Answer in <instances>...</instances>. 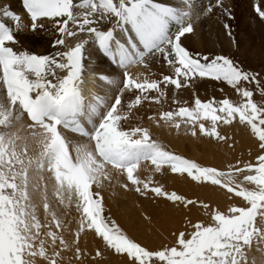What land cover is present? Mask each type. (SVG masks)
Masks as SVG:
<instances>
[{
  "label": "snow or ice",
  "instance_id": "1",
  "mask_svg": "<svg viewBox=\"0 0 264 264\" xmlns=\"http://www.w3.org/2000/svg\"><path fill=\"white\" fill-rule=\"evenodd\" d=\"M182 2L184 9L166 6L157 0H23V7L33 22L32 30L42 27L37 23L41 18L56 20L57 30L62 38L53 42L54 47L65 43V34L68 37L77 35V32L68 29L70 22L76 25L79 33L87 34L88 39L77 42L67 51L57 52L55 57L16 51L12 46H6L17 41L13 29L0 22V264H31L25 257L46 255L43 241L38 253L33 250L32 241L39 235L41 225L36 219L34 206L29 203L28 169L33 161L29 158L25 163L27 138L5 131L25 113L32 122L29 125L33 129L31 137L41 145L37 168L43 170L45 163L47 164L54 175L58 195L65 190L71 193L75 189L80 202L78 207L82 211L81 230L85 226L94 229L108 247L117 253L127 254L137 264H148L153 257L161 264H240L245 259L243 246L250 245L257 232L253 226L254 219L258 210L264 209V154L257 157L256 164L245 166L249 172L255 173L244 176L245 181L256 186L255 190L240 188L236 191L221 179H231V172L203 167L164 150L150 138L145 128L123 130L121 122L127 117L122 116L118 109L121 105L120 95L116 96L110 107L103 97L97 96L91 102H86L83 95L85 49L92 43L114 63L118 57L121 67L143 62L146 54H162L164 60L175 69V77L163 75L162 82L176 88L182 86L181 77L184 81L197 76L222 80L233 88H237L241 81L255 80L254 76L225 56H216L211 60L208 56L200 57L199 54L194 57L182 45V37L194 33V24L190 19L194 0ZM220 3L221 0H218V6ZM211 11L209 7L207 12ZM255 11L264 19V10L256 6ZM2 15L16 22L21 19L7 8L2 10ZM59 18H63L62 21ZM113 18L115 23L104 29L100 22H108ZM170 25L176 26L174 32ZM228 27L225 24V28ZM114 29H119L124 34L125 41L114 36ZM57 69L66 74L58 76ZM49 76L57 82L53 83ZM99 78L111 83L102 74ZM133 88L141 93L159 91L160 82L147 79L141 82L124 73L121 91ZM237 91L246 98L238 106L227 98L219 102V107H213V101L202 102L196 98L195 107H180L175 113H162L161 118L170 121L174 115L187 117L193 124L201 119L211 120L210 130L200 123L199 131L224 140L225 137L216 131L217 121L230 124L238 115L241 123L246 122L251 127V131L258 137L260 148L264 150V108L253 102L251 91L246 88H237ZM140 101L141 96H136L128 104L129 111ZM102 104L107 111L100 115L99 123L96 124L93 116L98 113ZM85 116L88 123L92 124V131L85 129L81 123V118ZM61 126L88 137L94 142V146H78L73 159L67 141L59 131ZM179 126V123L175 125L177 128ZM192 135H196L195 128ZM18 141L23 142L18 144ZM142 160H150L157 170L162 164H167L172 173H186L194 181L203 180L221 185L229 192L235 191L236 196L242 197L250 206L231 207L229 214L215 211L212 215L214 224L204 226L197 222L190 238L185 239L184 233L180 234L179 247L148 251L128 238L114 222L110 225L105 220L102 215V198L99 193L94 198L91 191L94 184L99 185L102 176H107L105 168L111 165L125 172L127 180L137 185L136 191L140 192L138 185L141 181L133 173ZM245 169L237 168L236 172H243ZM143 187L148 189V183H144ZM151 191L172 201L193 203L190 200L184 201L183 197L174 192L165 193L160 187L151 188ZM47 207L45 203V208ZM53 221L59 227L55 215ZM47 235L55 241L54 232L49 231ZM51 264H56L54 259Z\"/></svg>",
  "mask_w": 264,
  "mask_h": 264
},
{
  "label": "rangeland",
  "instance_id": "2",
  "mask_svg": "<svg viewBox=\"0 0 264 264\" xmlns=\"http://www.w3.org/2000/svg\"><path fill=\"white\" fill-rule=\"evenodd\" d=\"M246 4H248L246 14L250 21H258L262 19L255 11V7L259 6L261 10H264V0H221L220 6H218V0H214L215 7L212 8V5H207L206 7H211L213 11H216V9L219 10V8L226 6L228 8L226 13L231 15L234 19ZM214 16L216 20L219 21L220 16L218 11H216ZM20 25L21 24L16 22L13 24V27L22 32L23 29L20 28ZM172 26L173 25H170V27ZM47 30L48 29L44 31L37 29L31 30V34H37L38 37L47 39L48 36L45 34ZM175 30L176 27H173L172 31L174 32ZM253 36L254 38L252 37V40L255 44H258L259 39L256 34H253ZM262 51L263 50H261V52ZM101 55L103 54L101 53ZM194 55L196 56L197 54ZM221 55L222 54L219 53H215V55L208 53L199 56H208L209 60H211L212 58ZM262 55L264 56V53H262ZM225 57L228 58V55ZM110 62L115 66L111 59ZM110 62L108 61V64L112 67V71L115 73L116 71H119V67H113ZM202 62L204 61L202 60ZM261 69H264V63H261L256 69L250 67V74L255 77V80L250 79L249 81L241 82H243L247 90L253 93L251 97L253 102L256 103L258 107L264 108V76L257 74V71H261ZM123 79L124 73L122 74V79H120V81L118 80L114 83L108 82L109 85L111 84V86H115L117 91L113 94L110 103L107 104V106L110 107L115 101L116 96L120 95L121 105L118 106V109L122 116L127 117L121 122L123 130H131L137 127L145 128L148 130L150 138L161 145L164 150L175 155H180L203 167L215 168L218 171L226 173L231 172V179H228L227 177L221 179L236 191H239L240 188L255 190L256 186L254 184L244 180V176L254 175L255 173L249 172L245 169V166L247 164H256L258 162L257 157L264 154V150L260 148L258 137H256L251 131V127L247 125L246 122L241 123L238 115L232 119L230 124H225L223 121H217L216 131L220 136L225 137L224 140H219L216 137L206 135L199 131L200 123H203L205 128L210 130L212 127L211 120L201 119L194 124L197 125L196 127H184L185 130L182 131L183 134L179 131V136L184 135V137L180 139V147L171 145L167 140L164 141L160 134L154 131L155 127L153 126L159 123V120H162V113L169 111L175 113L180 107H195L194 101L196 98H199L202 102L213 101V107H219V102L227 98L231 103L238 106L246 101V98L237 91V88H240V84L237 85V88H233L222 80L216 81V96L213 94H205L202 89L195 90L193 89L194 86L190 85V87L187 88L189 89V96L195 98L194 101H190L191 99L188 98V93L185 97L182 95H175L169 101L170 103L172 102L170 108L161 109L160 106L164 105V103L169 100L168 97H163L162 101H160L159 98H150V91L141 93L134 88L121 91V89H123ZM190 79L193 84H196L193 80H201L198 76ZM173 87L177 90L179 89L175 86ZM192 89L194 92H191ZM127 93H130L135 97L138 95L141 96L140 103L144 102L148 105L146 110H141L140 114L136 113V110L141 107V104L139 103V106L133 105L132 109L129 111L128 104L133 99H126ZM145 96L147 97L146 99ZM151 104L153 106H151ZM100 108H103L101 115L107 111V108L104 107L103 104ZM132 113H134L133 116ZM218 114L224 115L223 113ZM183 120L187 121L190 126L193 124L188 121L187 117H184ZM98 123L99 121L96 124ZM232 126H238L241 129H239V131ZM193 128H195L196 135H192ZM16 134L22 137L20 133ZM242 135L247 136L248 139L251 140L250 147H247L242 151L239 150L236 153V150L233 149V144L239 139V137H242ZM22 142L23 141H18L17 143L20 144ZM93 145L94 142L92 141V147ZM227 147H231V149L227 151ZM26 155L27 156L24 157L26 164L29 158L33 161L28 169L29 185L27 190L29 193V203L34 206L36 219L41 225L39 235L34 241H32L33 250L38 253L41 241H43V247L46 253L44 257H41L38 254L34 257H25L30 260L31 264H51L53 259L56 264H137V262H135L133 258H129L127 254L117 253L114 249L108 247L103 239L96 235L94 229H88L85 226L84 229L81 230L80 220L82 211L78 207L80 202L75 193V189H73L71 193H68L67 190H65L58 195L56 193V181L54 175L48 169L47 164L45 163L43 170H38L36 161L39 157H37V152H31L27 149ZM237 168L245 170L243 172H236ZM105 172L107 173V176H102L100 178H104V182L100 180L97 188H94V190L91 188L94 198L96 193H99L100 198L102 197L101 189L103 188L104 191L109 194L108 202L101 199L103 217L110 225L114 222L128 238L140 244L146 250L152 252L171 247H179L178 238L180 234L184 233V237L187 239L190 238L191 233L195 230L194 225L197 222L204 226L214 224L212 215L215 211L229 214L228 210L231 207L250 206L242 197L236 196L235 191L229 192L227 188L222 187L221 185H213L209 181H194L186 173H172L170 166L167 164H162L159 170H157L156 165H153L150 160H142L133 173L134 177L141 181L138 185L141 188L140 192L136 191L137 185H133L128 181L127 174L122 170L118 171V169L113 168L111 165H107ZM173 178L177 180H174ZM173 180L175 183L186 184L185 188L179 189L174 187V185H172L173 183L169 184L174 182ZM105 183H110L109 188H106L107 185ZM144 183H148V189H144ZM125 185H127V187ZM154 187H160L165 193L171 194L174 192L178 196L183 197L184 201L190 200L193 201V203L185 204L183 201L169 200L166 196H157L151 191V188ZM108 189H110V191H108ZM182 189L183 191H186L188 195L183 193ZM196 189H199V192ZM204 191L213 194L215 202L214 200L206 201L204 196L200 195L201 193H205ZM198 195L200 197H197ZM61 196L63 197V200H61ZM223 196H225L226 199L228 198V200L224 202L225 204H219L220 202H217L216 200L224 198ZM110 201H115V203L109 204L111 203ZM45 203L48 205L47 209L45 208ZM205 205H207V207H205ZM261 213H264V209L258 210L257 216L254 219L253 226L257 229V232L253 236L250 245L243 246L245 259H242L240 264H264V215ZM53 215H55L56 221H59V227H57L56 222L53 221ZM174 218L176 221L169 224V221ZM49 231L56 234L55 241L47 235ZM33 232H36V229H33ZM61 240H63V243H61ZM147 241H150L151 243H148ZM97 253H99V255ZM148 264H161V262L153 257Z\"/></svg>",
  "mask_w": 264,
  "mask_h": 264
},
{
  "label": "bare ground",
  "instance_id": "3",
  "mask_svg": "<svg viewBox=\"0 0 264 264\" xmlns=\"http://www.w3.org/2000/svg\"><path fill=\"white\" fill-rule=\"evenodd\" d=\"M157 2L162 3L166 6H173V7H178L180 9H184V4L182 0H157ZM207 5H212V8L215 7L214 0H194V7H192L190 10V13H191L190 19H191V22L194 24V33L186 34L185 37H182V45L194 57H195L194 54L206 55L208 53L211 55H215V53H219L224 56L228 55V58L233 60L235 65H237L240 69L248 73H250V70H249L250 67L251 68L253 67L256 69L259 67V65H261V63H264V60H263L264 56L262 55V53H264V20L260 19L258 21H255L252 19L253 21H250L248 19V15L246 14V10H248L247 9L248 4H246L245 7H243L241 11L237 14L238 16L234 19L231 15L226 13L225 10L228 9L226 6L219 8V10L216 9V11L219 12V16H220V19L218 21L216 20L214 16L216 14V11L212 10L211 11L212 13L211 12L208 13L207 12L208 8L206 7ZM4 8H7L9 11L20 16L21 19L17 23L21 24L20 28L23 29L22 32L21 30L19 31L17 30V28L13 27V24L16 23V21H13L11 18L4 17L2 15V10ZM59 19H61L62 21L63 18H59ZM185 19L187 20L189 18H185ZM0 22H4L7 26L13 29V33L17 41L15 44H8L6 46H12L14 50L16 51L18 50L27 51L31 54H36V55H48V56L55 57L57 52L67 51L75 43L81 40H84V39H88V36L86 33H79L76 25L70 22L68 25V29L70 31L77 32V35L75 37H68L65 34L63 36L65 43L63 45H57L54 47L53 42L62 37L57 30L58 25L56 24V20L48 19V18L39 19L37 23L39 25H42V27L36 28L37 30H41V31L48 29L45 32V34L48 36L47 39L38 37L37 34H31V30H32L31 25L33 22L31 21L30 16L27 13L26 9L23 7V0H0ZM100 23L103 25L104 29H108L115 23V18L111 19L108 22H100ZM225 24L229 26L227 29L225 28ZM173 27H176V26L173 25L170 28L173 30ZM253 34H256L257 38L259 39L258 44H255L254 41L252 40V37L254 38ZM114 36L118 37L121 41H125V36L119 29H114ZM261 50L263 51L261 52ZM100 52L101 51L98 50V46L95 45L94 43L87 45L85 49L84 71L82 73V76H83V81H84L83 95L86 98V102H91L94 97L99 96V97H103L106 104H108L110 103V100L113 98V94H115V92L117 91V88L115 86H111V84L110 85L108 84V81L102 80L99 78L101 74L107 77L109 81H112L111 83L117 82L118 80L120 81V79H122L123 73H127L133 79H136V80L138 79L139 81H143L147 79L149 81L156 80L160 82V90L159 91L149 90L150 91L149 94L151 95L150 98H159L160 101H162L163 97L169 98V100H167L164 103V105L160 106L161 109L170 108V105L172 104V102L170 103L169 101L175 95L177 96L182 95L185 97V95H187L188 93V98L191 99L190 101H194L195 98L193 96L191 97L189 96V91H188L189 89L187 87H190V85L194 86L193 89L195 90L202 89L205 94H209V95L216 94V87H217L216 81L210 78H201L200 81H198V79H195L193 81L196 82V84H193L190 78L187 81H184V79L181 77L180 79H181L182 86L178 90L173 87L174 85H170V84L165 85L162 82V76L169 75V76L175 77V69L172 65H169L164 60L162 54H155V53L151 55L146 54L145 60L143 62H136L126 67H121L119 66V63H118V57L116 59L117 64L113 66L112 63L110 62V59L106 57L105 55H104L105 57L101 55L102 52L101 53ZM170 58L174 59V57H170ZM107 59L113 67L118 66L119 71H116V73L113 72L112 67L109 66ZM56 72L58 76H62L66 74V72H61V70L59 69H57ZM257 74L264 76V69H261V71H257ZM49 79H51L53 83L57 82L56 79L51 76H49ZM239 84H240L239 86L240 88L241 87L246 88L243 82ZM193 89L192 91L191 90L190 91L194 92ZM126 99L134 100L135 96H133L130 93H127ZM140 104H141V107H139L136 110L137 111L136 113H139V114L141 110H146V107H148L147 103L141 102ZM151 106L153 105L151 104ZM100 107L98 108V113L95 116H93V121L95 123L99 121L100 115L103 111V108H100ZM133 114L134 113H132V116ZM159 121H160L159 123L153 125L155 127L154 131H156V133H159L164 141L165 140L169 141L170 144L173 146H179L181 143L180 139L184 137V135L179 136V131H181L182 133V131L185 130L184 127L191 128V127L197 126L194 124L190 126L187 121L183 120V118L175 116V115L173 116V119L170 121H165L163 119ZM81 123L86 126L88 131H92V124L88 123L87 116L81 118ZM177 123H179L180 125L179 128L175 127ZM31 124L32 122L29 121L26 114H24L21 116V119L18 122H15L11 128L6 129L5 131L9 133H13V132L20 133L23 138L26 137L28 149L31 152L33 151L37 152V157H39V153L41 151V145L39 144L38 140H34L31 137V132L33 131V129L29 127V125ZM232 127L236 130L241 129L238 126H232ZM59 131L61 132L62 136L67 141L68 150H69L70 155L73 157V159H75L76 148L78 146L87 145L89 147H92V141L88 137L75 134L62 126L59 128ZM250 142L251 140H249L247 136L242 135V137H239V139H237V141L233 144V149L236 150V153L239 150L241 151L245 150V148L250 147ZM229 149H231V147H227V151H229ZM100 180L104 182V178ZM174 180H177V179H174ZM105 184L107 185V186L105 185L106 188L107 187L109 188L110 183L109 184L105 183ZM169 184H172L174 185V187L179 188V189L185 188L186 186V184L184 183L179 184V183H175V181ZM92 188H93L92 190H94V188H97V185L94 184ZM101 191H102V194H101L102 200H104L105 202H108L109 194L104 191V188L101 189ZM108 191H110V189H108ZM183 193L187 194L186 191H183ZM200 195L201 196L203 195L206 201L214 200L215 202V199H213L214 196L211 193L205 192V193H201ZM197 197H200V196L198 195ZM223 197L224 198H220V199H217L219 198L217 197L216 201L220 202L219 204H225L224 202H226L228 198L226 199L225 196ZM110 202L111 203L109 204L115 203V201L113 202L110 201ZM188 214H191V213H188ZM173 221H176V219L174 218L170 220L169 224H172ZM156 242H159V241H156Z\"/></svg>",
  "mask_w": 264,
  "mask_h": 264
}]
</instances>
